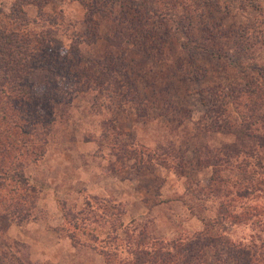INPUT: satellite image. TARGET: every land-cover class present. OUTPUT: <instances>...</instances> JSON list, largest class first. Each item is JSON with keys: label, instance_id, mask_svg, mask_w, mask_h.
I'll return each mask as SVG.
<instances>
[{"label": "rangeland", "instance_id": "1", "mask_svg": "<svg viewBox=\"0 0 264 264\" xmlns=\"http://www.w3.org/2000/svg\"><path fill=\"white\" fill-rule=\"evenodd\" d=\"M42 1L0 0V10L18 8L33 17ZM47 1L42 9L60 17L56 37L66 43L67 34L61 29L73 30L68 24L76 26L83 19L84 7L72 0ZM213 14L238 49L248 42V55L264 62V0L221 3ZM100 23L99 38L80 46L85 50L84 63L105 51L106 21ZM198 29L196 24L192 31L196 36ZM170 49L175 47L167 45L161 57L152 58L126 48L130 69L140 79V91L146 93V111L140 110L143 104L108 105L103 89L110 79L103 72H91V89L84 92L82 79H57L44 69L30 73L36 96L42 98L46 91L70 103L53 110L51 133L40 155L24 152L39 139H5L13 144L9 153L20 161L22 173L34 187L29 193L34 208L30 218L12 223L0 234V264H103L106 251L115 252L117 258L127 256L125 228L132 234L144 230L148 237L179 241L182 246L193 233L202 232L206 222L210 223L204 253L207 263L236 264L224 248L232 242L248 244L250 262L264 264V157L257 163L255 155L238 152L225 161L221 152L206 153L207 148L215 151L233 139L208 129L224 124L214 115L225 108L219 93L208 91L228 79L242 83L249 63L240 64L241 72L225 67L223 76L214 49L190 51L187 60L180 57L182 65L192 62L201 77L187 79L164 60L172 57ZM48 100L43 97V105ZM234 105L238 112L248 113L246 97H237ZM226 114L227 110L220 117ZM259 155L264 156V151L260 149ZM207 163L214 164L223 179L216 191L206 189L212 170ZM83 226L92 227L97 236L82 232ZM112 228L117 238L108 245L102 238L106 231L111 236Z\"/></svg>", "mask_w": 264, "mask_h": 264}, {"label": "trees", "instance_id": "2", "mask_svg": "<svg viewBox=\"0 0 264 264\" xmlns=\"http://www.w3.org/2000/svg\"><path fill=\"white\" fill-rule=\"evenodd\" d=\"M72 1L84 7V15L77 23V28H74L75 24L69 23L68 27L73 26V30L67 32V26L61 29L67 34L66 43L56 37L60 31V17L54 13L47 14L42 9L47 0L42 1L43 5L38 6L36 16L33 17H28L18 8L0 10V137H4V140L0 139V234L12 223H21L30 218V209L34 208V199L29 195L34 187L22 173L20 161L9 153L13 144L5 139L9 136V139H39L25 147L24 152L40 155L41 146L51 133L53 110L56 106L60 105L62 109L70 103L68 99L63 101L57 95H48L46 91L42 98L36 96L28 80L34 69H44L50 73L48 76L57 79L65 76L68 80L82 79L85 83L82 92L91 89L89 82L92 71L106 73L110 85L108 83L103 90L106 89L108 105L129 103L137 107L143 104V109L138 108L146 111V93L140 91V79L130 69L131 58L126 52L127 46L152 58L155 54L161 57L167 45L169 48L175 47V50L170 49L172 57L164 60L170 61L181 75L193 80L200 79V70L196 65L192 66V62L182 65L180 60V57L186 59L190 51L214 49L213 54L216 55L218 68L223 70V76L227 74L225 67L230 72H241L240 64L249 63L242 83L237 84L228 79L225 84L220 86V83H216L208 91L210 94L218 92L219 102L225 106L214 115L224 124L218 127L209 125L208 129L232 136L233 139L215 151L207 148L206 153L221 152L227 161L228 157L242 152L250 157L255 155V161L262 162L264 156L259 155V151H264V62L248 55L250 43L245 42L246 47L238 49L234 37L225 36L213 14V9L221 3L229 5L234 0ZM102 20L106 21L105 51L84 63L81 58L85 50H81L80 46L85 47L99 38L98 28ZM196 24L199 25L198 36L192 32ZM173 41H177V45ZM174 54L176 56L173 57ZM98 68L105 69L102 71ZM77 72L79 77H75ZM131 78L136 82L133 83ZM47 86L46 78L44 88ZM240 96L249 100V107L246 108L248 113L236 110L235 100ZM43 97L49 98L44 105ZM41 109L47 112L43 114ZM225 110L227 114L222 119L220 114ZM258 119L260 125L257 126ZM207 164L212 166V170L206 189L216 191L223 179L216 173L214 164ZM5 200L7 203L4 204ZM208 224L204 223L202 232L193 233L182 246L179 241L148 237L144 230L132 234L131 230L125 228L122 231L127 256L117 258L115 252L106 251L103 264H210L204 258ZM72 227L75 228V224ZM83 227L82 232L97 236L92 227ZM112 231L111 236L106 231L102 238L108 245L117 238L116 230L112 228ZM68 237L74 242L72 234L68 233ZM224 248L236 264H252L251 247L248 244L237 243L234 246L232 242H226ZM237 257H240V261Z\"/></svg>", "mask_w": 264, "mask_h": 264}]
</instances>
